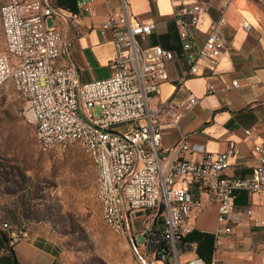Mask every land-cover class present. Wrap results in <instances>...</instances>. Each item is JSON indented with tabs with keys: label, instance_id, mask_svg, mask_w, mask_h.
<instances>
[{
	"label": "built area",
	"instance_id": "1",
	"mask_svg": "<svg viewBox=\"0 0 264 264\" xmlns=\"http://www.w3.org/2000/svg\"><path fill=\"white\" fill-rule=\"evenodd\" d=\"M98 1L78 0L75 13L41 0H8L0 6L5 41V50L0 52V88L12 83L24 99V115L36 127L40 151L48 154L72 142L80 144L96 167L97 200L105 224L124 237L138 224L143 226L132 240L140 264H154L178 254L207 208L205 199L218 208L217 239L231 234L243 216L252 227L264 228V216L257 218L252 208L241 210L236 204L241 192L264 196V146L254 147L257 164L249 178L225 176L231 158L238 155L235 143L226 152L211 154L202 146L181 141L173 147L178 154L197 153L201 159L177 158L165 163L163 154L171 149L162 145L164 124L181 121L199 99L188 92L153 104L170 79L168 64L176 57L161 45L142 46L155 25L131 14V0H113L118 7L109 12L100 31L115 47L110 77L82 82L81 69L74 63L59 65L66 23H78L82 15L93 16ZM173 2L187 65L182 81L205 76L203 65L207 75H214L223 55L234 48L221 30L227 5L221 6L218 19L210 18L206 40L199 45L194 31L204 26L209 5L203 0ZM49 18L55 19L54 27H48ZM244 28L250 31L251 25L246 22ZM232 86L238 87L237 81ZM213 90L210 86L209 94ZM148 220H152L151 226ZM2 228L8 233L10 247L28 237L7 223Z\"/></svg>",
	"mask_w": 264,
	"mask_h": 264
},
{
	"label": "crops",
	"instance_id": "2",
	"mask_svg": "<svg viewBox=\"0 0 264 264\" xmlns=\"http://www.w3.org/2000/svg\"><path fill=\"white\" fill-rule=\"evenodd\" d=\"M63 11L77 12L78 0H43ZM210 7L209 15L200 30L194 31L199 45L206 40L210 18L224 12L226 24L223 34L233 41V50L226 52L214 75L182 81L187 70L186 61L174 22L176 4L173 0H131V14L145 24H154L153 34L142 42L143 47L161 45L175 54V60L168 64L170 79L162 86V94L154 99L159 105L175 96L194 93L199 102L189 110L178 123H165L162 128L163 148L171 149L163 154L165 163L177 158L196 161L202 155L197 153L178 154L174 146L186 141L190 146H202L208 153L226 152L231 143L238 148V155L230 160L228 178H249L257 164L254 147L264 146V16L255 0H203ZM118 3L113 0H99L93 16H81L78 23H66L64 53L60 66L74 63L81 69L82 82L106 79L111 76L110 61L115 56V47L106 41L100 31L110 11ZM251 30L244 28L245 23ZM48 27H54L55 19L47 20ZM4 37V36H3ZM5 42V41H4ZM237 81L238 87H233ZM255 84L254 89L250 88ZM214 88L209 94V87ZM252 131L247 135L246 131ZM207 208L196 222V230L188 235L182 250L173 253L164 261L154 264H264V228H254L244 216L235 225L231 234L219 239L218 208L205 199ZM241 210L252 208L255 217L264 216V196H250L241 192L236 201ZM0 226V264H60L59 244L42 235H28L13 246H9Z\"/></svg>",
	"mask_w": 264,
	"mask_h": 264
},
{
	"label": "rangeland",
	"instance_id": "3",
	"mask_svg": "<svg viewBox=\"0 0 264 264\" xmlns=\"http://www.w3.org/2000/svg\"><path fill=\"white\" fill-rule=\"evenodd\" d=\"M7 1L0 0V6ZM255 1L264 16V0ZM24 110L25 101L12 83L0 88V226L7 223L57 242L60 264H140L132 240L143 226L138 224L128 237L114 233L103 221L96 167L84 149L72 142L59 151L41 152L36 127ZM94 114L98 117L99 110Z\"/></svg>",
	"mask_w": 264,
	"mask_h": 264
},
{
	"label": "trees",
	"instance_id": "4",
	"mask_svg": "<svg viewBox=\"0 0 264 264\" xmlns=\"http://www.w3.org/2000/svg\"><path fill=\"white\" fill-rule=\"evenodd\" d=\"M4 236H5L6 241L8 242L7 234L5 233Z\"/></svg>",
	"mask_w": 264,
	"mask_h": 264
}]
</instances>
